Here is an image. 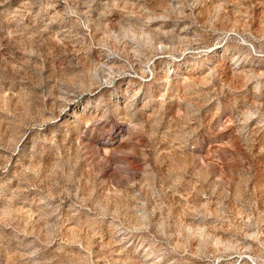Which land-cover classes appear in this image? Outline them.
Returning <instances> with one entry per match:
<instances>
[{"label": "rangeland", "instance_id": "rangeland-1", "mask_svg": "<svg viewBox=\"0 0 264 264\" xmlns=\"http://www.w3.org/2000/svg\"><path fill=\"white\" fill-rule=\"evenodd\" d=\"M0 264H264V0H0Z\"/></svg>", "mask_w": 264, "mask_h": 264}]
</instances>
